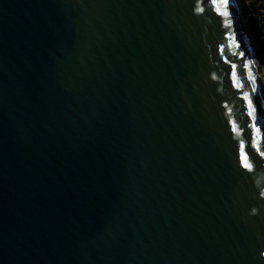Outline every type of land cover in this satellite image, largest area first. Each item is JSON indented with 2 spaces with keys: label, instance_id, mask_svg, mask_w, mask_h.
I'll use <instances>...</instances> for the list:
<instances>
[{
  "label": "water",
  "instance_id": "obj_1",
  "mask_svg": "<svg viewBox=\"0 0 264 264\" xmlns=\"http://www.w3.org/2000/svg\"><path fill=\"white\" fill-rule=\"evenodd\" d=\"M258 52L239 0H0V264H264Z\"/></svg>",
  "mask_w": 264,
  "mask_h": 264
},
{
  "label": "trees",
  "instance_id": "obj_2",
  "mask_svg": "<svg viewBox=\"0 0 264 264\" xmlns=\"http://www.w3.org/2000/svg\"><path fill=\"white\" fill-rule=\"evenodd\" d=\"M244 27L251 38V44L264 53V1L239 0Z\"/></svg>",
  "mask_w": 264,
  "mask_h": 264
},
{
  "label": "rangeland",
  "instance_id": "obj_3",
  "mask_svg": "<svg viewBox=\"0 0 264 264\" xmlns=\"http://www.w3.org/2000/svg\"><path fill=\"white\" fill-rule=\"evenodd\" d=\"M258 56L264 61V53L262 51L258 52ZM259 66H260V74L259 75H260L262 82L264 84V62L260 61Z\"/></svg>",
  "mask_w": 264,
  "mask_h": 264
},
{
  "label": "snow or ice",
  "instance_id": "obj_4",
  "mask_svg": "<svg viewBox=\"0 0 264 264\" xmlns=\"http://www.w3.org/2000/svg\"><path fill=\"white\" fill-rule=\"evenodd\" d=\"M241 55H243V54L241 53ZM237 87L239 88V87H240V85H237ZM244 167H246V168H250V167H251V165H249V164L245 163V164H244Z\"/></svg>",
  "mask_w": 264,
  "mask_h": 264
},
{
  "label": "crops",
  "instance_id": "obj_5",
  "mask_svg": "<svg viewBox=\"0 0 264 264\" xmlns=\"http://www.w3.org/2000/svg\"><path fill=\"white\" fill-rule=\"evenodd\" d=\"M264 1V0H263Z\"/></svg>",
  "mask_w": 264,
  "mask_h": 264
}]
</instances>
